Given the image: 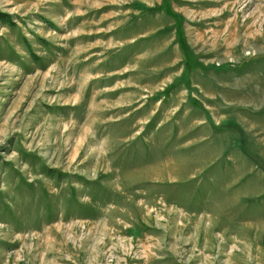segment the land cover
I'll list each match as a JSON object with an SVG mask.
<instances>
[{
  "label": "rangeland",
  "instance_id": "rangeland-1",
  "mask_svg": "<svg viewBox=\"0 0 264 264\" xmlns=\"http://www.w3.org/2000/svg\"><path fill=\"white\" fill-rule=\"evenodd\" d=\"M0 264H264V0H0Z\"/></svg>",
  "mask_w": 264,
  "mask_h": 264
}]
</instances>
